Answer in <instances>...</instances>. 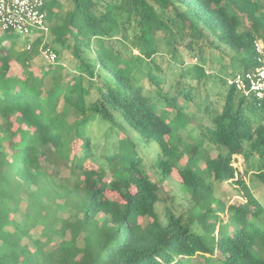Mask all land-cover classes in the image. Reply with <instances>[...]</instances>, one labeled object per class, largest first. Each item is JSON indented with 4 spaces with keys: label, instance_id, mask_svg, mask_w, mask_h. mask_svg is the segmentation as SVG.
Instances as JSON below:
<instances>
[{
    "label": "trees",
    "instance_id": "obj_1",
    "mask_svg": "<svg viewBox=\"0 0 264 264\" xmlns=\"http://www.w3.org/2000/svg\"><path fill=\"white\" fill-rule=\"evenodd\" d=\"M72 5L53 33L56 46L71 48L74 72L60 73L64 64L53 44L58 62L43 60L47 65L22 77L9 75L10 59L0 55V233L14 228L10 239L0 240V264H264V205L242 176L236 178L232 164L235 155L258 157L255 176L264 183V101L241 94L220 76L226 86L223 106L206 104L211 124L192 148L167 134L166 119L144 94L145 79L162 91L165 77L157 58L163 50L174 55L186 50L199 60L193 62V77L181 71L177 95L163 94L173 102H192L194 91L215 79L208 60L223 63L228 56L242 71L253 69L254 42L264 41V0H72ZM10 37L5 32L0 45ZM210 51L221 55L212 58ZM97 120L110 123L108 139L118 135L105 148L99 172L85 168L95 156L89 127ZM135 137L156 142L161 179L177 172L192 200L188 210L179 215L168 205L159 210L161 186L139 174L144 164ZM206 141L217 150L215 157L205 151ZM50 148L81 177L71 183L48 179L44 160ZM211 179L232 183L245 201L211 204ZM22 202L26 208L17 220ZM220 223L225 226L217 230ZM38 226L47 239L68 233L70 238L48 249L31 235Z\"/></svg>",
    "mask_w": 264,
    "mask_h": 264
},
{
    "label": "rangeland",
    "instance_id": "obj_2",
    "mask_svg": "<svg viewBox=\"0 0 264 264\" xmlns=\"http://www.w3.org/2000/svg\"><path fill=\"white\" fill-rule=\"evenodd\" d=\"M46 1V13H47V23L50 26V32L47 35L36 34L32 37L20 35L18 33L12 32L11 37L6 39L1 45L3 50L0 52L2 57H9L11 69L9 71V75L22 77L28 70L38 71L41 67L47 65L41 55L40 52H35L33 50V45L31 49H27L26 46L29 42H34L32 39L39 36H43L46 38V43L50 45H55L54 38L55 35L53 33L54 27H56V23L61 24L60 17H66L68 11L73 8L72 0H45ZM3 32L0 30V37L3 36ZM58 47L60 59L63 62L64 66L60 70V73L65 75L66 73L74 72V66L76 64L75 58L73 56L71 48L62 49L61 46L55 45ZM25 54L27 59L21 60L20 55ZM135 56L139 54L137 50L134 51ZM209 55L212 54V58L220 56L221 54L218 51H210ZM124 58H130L129 53H124ZM128 57V58H127ZM193 56L189 55L186 50L182 51V54L174 55L170 52H166L163 50V53L159 54L157 58L158 65L161 67L163 71V76L165 77V81L162 83V91L160 93V89L155 91L154 85L145 79V91L144 94L149 98L150 102L153 104L155 109L166 119L168 133L173 134L174 136L178 135L181 139V143L189 144L192 148L195 147V143H198L206 138V128L205 125L211 124V120L208 117V114L205 113L206 104L212 101L214 104H218L219 109L222 108L224 103V92L226 86L223 85V81L220 80V76L223 78H229L234 73L242 71L241 66L233 60L230 63V59L226 56V61L223 63H218L215 61L211 64L208 60L206 63V67L208 69L209 66L213 67L212 71H215L216 77L213 80H209L207 83L201 86V88L194 91V97L192 102H186L184 100L178 99L177 102H173L171 100H166L163 97L166 91H169L171 96L177 95L178 89V77L182 70H186V72L193 71L192 66L193 62H198L196 58L192 59ZM182 61H187L186 65L182 66ZM25 63V65H24ZM147 61L143 60L142 68H146ZM190 78L193 77V73L190 72L188 75ZM53 81L52 74L49 75L46 82L51 83ZM222 93V94H220ZM163 96V97H162ZM213 104V107H214ZM75 113L69 116V121L72 122L75 119ZM110 127V123H103L94 121L90 125V136L91 140L94 143V158L92 160H87L85 162V168H92L96 172L100 171V166L103 162V154L105 153V148L108 146L111 147L117 139L118 135L113 134L110 139L108 136L111 135L108 130ZM108 140V141H107ZM136 141V146L134 149L138 154L143 158L144 168L142 171H139L140 175H146L151 180L158 182L161 186V198L163 199L162 203H158L159 210L162 211L164 205H168L177 215L181 212L188 210L192 206V200L189 198L188 194L182 188V184L180 176L175 172L172 178H167V180L163 181L161 179V175L156 166L157 156L159 153V148L154 141L144 142L138 138H134ZM172 141V140H171ZM3 145L6 147V150L9 152V142L8 140H3ZM108 144V145H107ZM205 151L211 156L215 157L217 155V150L214 146L209 144L206 141ZM126 149H131L130 146L126 145ZM112 151V149H111ZM47 158L44 160V164L46 165L48 172V179H69L70 183L79 179L81 177V171L79 169H73L70 160L60 159L58 154L55 152L53 148H50L46 152ZM80 154V152H78ZM235 160L233 161V166L237 170L236 178L243 177L246 181L254 195L263 203L264 205V183L260 182L255 173L260 169V161L258 157L251 156L249 159H246L243 155H235ZM182 163L186 161V158H182ZM109 172V171H108ZM111 174L108 173L106 175V180H111ZM213 179H211L212 181ZM44 181L47 182V179L44 178ZM213 189V196L211 200V204H215L219 199L224 200L227 203H238L245 201L242 196L239 195L238 190L234 188V185L228 181L219 182L212 181L211 183ZM26 208V203L22 202L20 207L15 211L14 217L17 220H22L24 210ZM193 216V214H192ZM212 218V217H211ZM221 218L224 222L227 221L228 215L227 213H222ZM141 221L147 223L149 218H142ZM198 226V225H197ZM224 224L220 223L217 227V230L224 228ZM14 231L13 226H7L3 232L0 233V240L10 239L11 233ZM42 226H38L31 230V235H33L34 239H40L43 245H47V248H54L57 245L64 243L69 240V233L63 239L57 235H53L50 239H47L42 235ZM217 233V231H216ZM49 242H48V241ZM24 243H27L32 249L35 248V245L32 240L28 238H24Z\"/></svg>",
    "mask_w": 264,
    "mask_h": 264
},
{
    "label": "built area",
    "instance_id": "obj_3",
    "mask_svg": "<svg viewBox=\"0 0 264 264\" xmlns=\"http://www.w3.org/2000/svg\"><path fill=\"white\" fill-rule=\"evenodd\" d=\"M45 0H0V30L15 32L24 36H34L50 32L47 23ZM28 43L26 48L31 49ZM258 64L249 71H239L227 79L238 92L247 96H255L264 101V41L254 42ZM40 55L48 64L58 62V53L45 41L40 47Z\"/></svg>",
    "mask_w": 264,
    "mask_h": 264
},
{
    "label": "crops",
    "instance_id": "obj_4",
    "mask_svg": "<svg viewBox=\"0 0 264 264\" xmlns=\"http://www.w3.org/2000/svg\"><path fill=\"white\" fill-rule=\"evenodd\" d=\"M34 42H29V43H31L33 46L35 45V44H39L38 45V49H39V52H40V47H41V45H42V43L44 42V41H46V38H44L43 36H39V37H36L35 36V38H33L32 39ZM48 45H50V44H48ZM43 59V58H42Z\"/></svg>",
    "mask_w": 264,
    "mask_h": 264
}]
</instances>
